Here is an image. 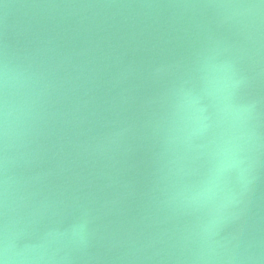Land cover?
Masks as SVG:
<instances>
[{"label": "water", "instance_id": "obj_1", "mask_svg": "<svg viewBox=\"0 0 264 264\" xmlns=\"http://www.w3.org/2000/svg\"><path fill=\"white\" fill-rule=\"evenodd\" d=\"M0 264H264V0H0Z\"/></svg>", "mask_w": 264, "mask_h": 264}]
</instances>
